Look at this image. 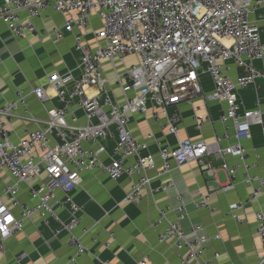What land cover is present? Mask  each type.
Instances as JSON below:
<instances>
[{
    "label": "built area",
    "instance_id": "2783aa9c",
    "mask_svg": "<svg viewBox=\"0 0 264 264\" xmlns=\"http://www.w3.org/2000/svg\"><path fill=\"white\" fill-rule=\"evenodd\" d=\"M47 10L75 16L67 17L60 27L38 31L33 19L44 17ZM22 12L26 18L21 17ZM93 14L100 20V27L91 32L97 41L91 49L84 41L85 32L75 29L86 30ZM0 20L18 38L35 34L56 43L70 33L79 55L76 76L75 69L51 73L45 85L32 87L28 93L17 90L13 100L0 106V172L6 170L13 178L0 193L1 254L5 252L6 239L38 213L45 223L54 221V234L66 233L68 244L75 249L67 261L59 264H79L78 256L88 249L74 233L81 207L72 198V191L81 185L80 173L85 170L97 169L112 180L127 177L131 189L122 200L137 203L154 179L191 162H200L215 177L218 162V168L228 178L226 184L220 185L221 190H232L241 182L250 189L248 203L258 200L264 176L251 172L256 163L248 162L242 141L252 138L254 125L264 135V109L258 101L251 108L242 107L238 93L257 86L259 79L264 81V70L257 66L264 59V0H2ZM131 55L138 61L119 70L116 62ZM105 60L113 69L112 76L104 73ZM231 63L240 69L235 78L230 76ZM205 78L211 83L209 91L205 90ZM113 83L118 86L122 101L116 99ZM29 94L44 108L46 117L31 114L26 103ZM51 97L57 105L47 109L45 104ZM198 97L202 102L223 105L218 120L224 131L209 141L179 139L176 107L183 102L192 104ZM149 105L160 109L154 114L155 121L176 138L175 147L164 144L150 131L143 140L132 136L128 127L130 115H146ZM19 108H23V114L18 113ZM78 110L83 121L79 120ZM16 118L31 122L35 128L14 141L11 125ZM192 121L201 129L212 119L208 113L195 112ZM101 155H106L108 162ZM259 156L254 150V157ZM227 157L234 163H229ZM152 169L155 172L150 175ZM22 186L35 200L33 205L19 200ZM171 187L173 182L169 180L153 191ZM58 192H62V199L57 198ZM244 205L231 203L230 218L241 222L239 212ZM194 206L209 207L208 195H201ZM56 207L64 209L66 219L60 217ZM185 209L181 195L173 207L158 209L155 224L165 221L159 241L171 239L176 248H187L180 264H216L217 252L212 257L205 255L210 238L201 224H192L187 232L177 222L168 220L171 210L183 219ZM253 213L264 248V212L258 208ZM87 232V228L82 230V234ZM109 236L112 238L113 233ZM109 244L110 241L104 243ZM25 257L18 255L16 262L21 264ZM103 264L111 263L105 260ZM136 264H145V260Z\"/></svg>",
    "mask_w": 264,
    "mask_h": 264
},
{
    "label": "crops",
    "instance_id": "0c3cea01",
    "mask_svg": "<svg viewBox=\"0 0 264 264\" xmlns=\"http://www.w3.org/2000/svg\"><path fill=\"white\" fill-rule=\"evenodd\" d=\"M2 0H0V3ZM22 18L27 14L22 12ZM42 18L33 19L38 31L52 30L63 25L67 17L75 16V13L61 15L53 10L43 12ZM100 27V20L93 14L86 30L75 29V32H85L84 41L93 49L97 41L91 32ZM264 42V34L261 35ZM138 61L136 56H127L123 62H116L119 70L130 63ZM79 64V55L74 49V38L70 33H65L61 40L53 43L49 38H39L35 34L25 38L12 35L6 24L0 20V106L13 100L17 90L28 93L33 87L45 85L49 74L54 72L63 73L68 69H75L74 75L78 74L76 66ZM264 70V59L257 63ZM102 68L107 76H112L113 69L105 60ZM240 69L231 63L230 76L235 78ZM205 90L211 89L210 81L204 79ZM114 95L118 101L122 97L118 86L111 84ZM239 101L244 108H251L256 101L264 109V81L257 80V86L251 85L239 90ZM26 103L31 114L38 118L46 117L44 108L32 95H27ZM57 105L54 97L45 104L47 109ZM223 105L207 101L202 102L198 97L192 104L180 103L176 107L179 113L177 138H190L191 140H212L220 136L224 127L218 120ZM160 109L149 105L146 115L133 114L129 117L128 127L135 139H145L150 131L164 144L176 146V138L167 134V129L160 127L155 121L154 114ZM195 112L208 113L212 122L201 129H197L192 121ZM23 114V108L18 109ZM80 121L83 115L77 111ZM160 115V114H159ZM161 120L163 117L160 115ZM35 127L31 122L16 118L11 125V138L17 141L25 135L26 130ZM252 138L242 141L248 152L249 163H256L251 170L253 174L264 176V135L257 125L251 127ZM229 132L233 134L232 129ZM233 142L232 139L229 140ZM156 152L155 147H150ZM254 150L258 151L259 157H254ZM110 152V151H109ZM104 162H108L106 155H101ZM229 163L234 159L227 157ZM131 161L128 160L127 163ZM156 166H160V160L156 157ZM215 177L207 173L200 162H191L175 169L170 175H164L152 181L150 189H146L137 203L124 202L123 197L130 191L131 182L127 177L117 180L110 179L105 173L94 169L80 173L81 185L72 191V198L80 205L79 224L74 233L80 237L82 244L88 252L78 256L79 264H103L108 260L111 264H136L139 260H145V264H180L186 255L187 248L178 249L173 240L159 241L158 236L164 230L165 221L156 225L159 218V208L176 205L177 196L181 195L186 203L183 219L173 210L169 211L167 218L177 222L185 231H189L192 224H201L203 232L210 238L207 244L206 257H212L215 252L219 254L216 264H264L263 243L256 232L254 210L261 208L264 212V188L258 200L248 203L250 189L239 182L234 189L223 191L220 185L228 182L226 174L215 163ZM155 170L149 171L154 174ZM216 179V180H215ZM171 180L173 187L166 191H153L154 188ZM13 181L12 176L6 170L0 172V193L5 184ZM201 195H208L209 207L198 206ZM62 192L57 193V198L62 199ZM21 202L33 205L32 199L25 187H21L18 194ZM241 202L244 208L239 212L241 222H237L228 215V206L231 203ZM17 213V209L13 208ZM57 213L64 220L66 212L56 207ZM56 223L49 220L47 223L35 213L26 219L20 231L13 233L6 239L5 252L0 253V264H18L17 256L25 254L21 264L30 262L59 264L67 261L73 255L75 249L68 244L66 233L54 234ZM84 228L88 232L82 234ZM113 233V237L109 233ZM218 234L219 238L213 236ZM110 241L109 246L104 243ZM262 261V262H261Z\"/></svg>",
    "mask_w": 264,
    "mask_h": 264
}]
</instances>
